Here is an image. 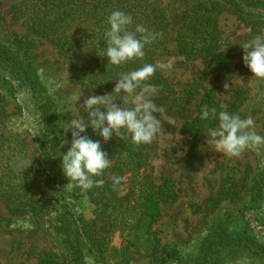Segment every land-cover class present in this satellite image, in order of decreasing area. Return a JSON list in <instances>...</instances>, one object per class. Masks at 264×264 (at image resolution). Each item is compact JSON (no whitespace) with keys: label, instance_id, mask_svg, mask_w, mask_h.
<instances>
[{"label":"trees","instance_id":"trees-1","mask_svg":"<svg viewBox=\"0 0 264 264\" xmlns=\"http://www.w3.org/2000/svg\"><path fill=\"white\" fill-rule=\"evenodd\" d=\"M222 4L241 8L237 0H203L192 5L183 14L182 24L171 38L170 23L165 9L155 0H21L11 7L13 19H23L29 33L47 43L57 52L70 71L71 80L84 90H97L115 84L121 73L157 64L173 54L185 60L200 58L205 69L223 68L228 62L220 49V31L217 17ZM121 10L133 18L129 31L137 24L149 31L162 32L163 38L145 46L143 59H134L119 66L108 63L104 32L109 28L107 18L112 11ZM138 36L140 34H137ZM0 35V81L6 80L9 90L0 88V201L11 216H30L48 221L63 253H47L40 264H111L104 260L111 234L118 230L125 239L123 247L139 241V233L160 214L159 204L171 201L173 185L166 178L160 185L154 182L148 154L136 150L124 133L120 139L113 135L105 142L89 126L85 133L93 141L99 140L102 150L111 159V167L94 180H103L102 187L93 186L84 191L70 182L62 169V156L70 143H64L63 116L60 114L54 83L44 75L28 53L25 41H3ZM176 50L171 49V42ZM146 83L163 91L170 85L158 69ZM184 89L189 96L194 85ZM20 91L26 93L36 114L38 133L32 142L48 158L49 170L40 167L37 157L28 154L26 137L9 127L13 114L7 109L10 99ZM241 98L236 91L222 110L213 89L202 88L196 116L185 121L179 131L191 138L190 148L196 150L199 139L208 127L218 126L217 119H200L202 107L235 111ZM15 108V107H14ZM84 119L87 123V113ZM25 160V161H24ZM24 161V162H22ZM123 177L113 188V177ZM218 192L220 199L237 204L226 211L224 218H216L205 236L199 239L197 254L184 260L175 246H165L152 258L154 264H223L238 259L252 263L264 259V234L255 231L253 222L264 224V183L261 177L236 179L228 173ZM81 192L93 207V217L85 219L76 213L69 200ZM254 214V215H253ZM239 227V228H236ZM90 257H86L83 245ZM88 255V254H87ZM114 264H127L116 255Z\"/></svg>","mask_w":264,"mask_h":264},{"label":"rangeland","instance_id":"rangeland-1","mask_svg":"<svg viewBox=\"0 0 264 264\" xmlns=\"http://www.w3.org/2000/svg\"><path fill=\"white\" fill-rule=\"evenodd\" d=\"M20 1L0 0V35L3 41L21 40L29 43V55L55 85L65 128L73 117L86 118L87 112L82 108L85 98L112 94L115 84L97 90H84L74 83L69 69L56 50L49 43L31 35L23 19H13L11 7ZM155 1L165 9L173 38L182 24L185 11L203 0ZM237 1L241 8L222 4L217 17L220 49L228 60L223 68L206 70L202 59L185 60L174 52L158 62H173L170 70H160L170 90L159 89L155 98L158 105L167 108V115L172 118V122L169 124L166 119H162L164 135L148 145H136L126 131L125 134L136 150L148 154L156 185L168 178L172 182L174 194L170 202L159 204V217L139 233V241L134 240L135 243L128 246L126 253H123L126 242L120 232L116 230L111 234L109 247L104 253V260H112L111 264L115 261L111 259L113 255L126 260L127 264H154L152 258L165 246H175L184 260H190L197 254L199 239L205 236L214 219L219 217L222 220L227 210L237 206L228 199L219 198L218 192L226 174L230 173L236 179L245 177L248 183L252 177H261L264 183V147L249 148L240 157L229 158L207 145L206 136L201 137L197 149L192 150L189 135L179 131L182 123L196 116L201 89L209 88L214 90L222 110L235 92L240 91L241 98L231 114L239 115L242 119L251 116L255 122V131L264 136V81L255 79L245 66L242 49L243 44L253 37L264 36V0ZM171 49L176 50L173 41ZM226 81L231 84L227 93L223 87ZM194 82L196 84L189 96H183L184 89ZM7 85L6 80L0 81L4 93L9 90ZM15 96L7 105L8 111L13 112L8 118L9 127L26 137L28 154L39 159L42 169L49 170L48 158L40 151L39 144L32 142V135L35 136L38 131L31 101L26 93L20 91ZM78 96L80 98L77 100ZM115 103L119 105L123 101L118 98ZM64 136L65 141L70 143L71 131L64 132ZM69 202L73 210L85 219L93 217V207L81 192L74 193ZM252 226L255 231L264 234V224L253 222ZM82 248L86 257H90L87 246L84 244ZM47 253L65 255L59 240L48 228L47 219L11 216L0 201V264H40V257ZM86 261L87 264L92 262L90 259ZM223 264H264V259H254L252 263L238 259Z\"/></svg>","mask_w":264,"mask_h":264},{"label":"clouds","instance_id":"clouds-1","mask_svg":"<svg viewBox=\"0 0 264 264\" xmlns=\"http://www.w3.org/2000/svg\"><path fill=\"white\" fill-rule=\"evenodd\" d=\"M132 23V16L121 10L112 11L108 16L109 28L104 32L107 46L103 54L108 63L119 66L134 59H143L145 46L163 38L162 32L149 31L141 24H137L134 31H129ZM242 49L245 66L255 79L264 81V36L253 37L243 44ZM172 66L171 60L155 65L145 64L139 69L121 73L112 94L91 95L84 99L82 108L87 112L88 122L73 117L64 128L65 133L71 131L72 136L71 146L61 158L63 172L70 182H75V186L84 191L93 186L102 187L103 180H94L93 177L102 176L111 167V159L102 150L100 141L82 135L89 126L105 142L111 140L113 135L123 139L122 130L130 135L136 145L151 144L164 135L161 120L166 119L170 124L172 118L167 115L168 110L164 105L155 102L159 89L146 81L158 69L170 70ZM223 87L227 93L231 84L226 81ZM118 98L123 101L122 104L115 103ZM129 104L132 106L128 107ZM217 118L218 126L208 127L205 135L208 138L206 144L215 151L229 158H238L246 149L264 147V136L255 131L251 116L242 119L227 111L217 114L216 108L209 109L208 105L202 107L201 120ZM123 179L113 177V188L119 186Z\"/></svg>","mask_w":264,"mask_h":264}]
</instances>
